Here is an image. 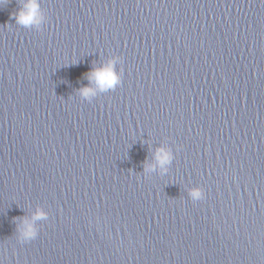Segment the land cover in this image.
Segmentation results:
<instances>
[{
    "label": "water",
    "instance_id": "1",
    "mask_svg": "<svg viewBox=\"0 0 264 264\" xmlns=\"http://www.w3.org/2000/svg\"><path fill=\"white\" fill-rule=\"evenodd\" d=\"M21 4H0V264H264V0H40L30 28Z\"/></svg>",
    "mask_w": 264,
    "mask_h": 264
},
{
    "label": "clouds",
    "instance_id": "2",
    "mask_svg": "<svg viewBox=\"0 0 264 264\" xmlns=\"http://www.w3.org/2000/svg\"><path fill=\"white\" fill-rule=\"evenodd\" d=\"M8 0H0V4H4ZM16 24L30 28L33 26H39L44 20V14L41 10L40 0H22L21 6L13 14ZM90 83H94L100 91H107L114 89L120 81V74L115 71V61L109 60L106 65L96 67L90 70L86 77ZM80 93L85 98L94 94L93 90L89 87H84L80 90ZM155 159L161 169L166 170L168 165L173 159V155L170 149L160 147L155 152ZM154 165H150L148 169L151 170ZM189 196L193 202L201 201L205 198L204 189L200 186H195L189 189ZM47 218V213L41 209H37L33 214L32 220H43ZM37 237V229L34 223L25 221L21 231L20 242L26 243L34 240Z\"/></svg>",
    "mask_w": 264,
    "mask_h": 264
}]
</instances>
